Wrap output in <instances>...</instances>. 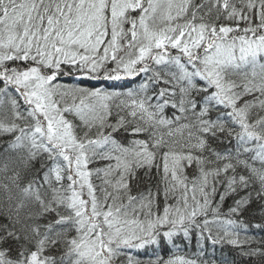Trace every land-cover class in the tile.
Masks as SVG:
<instances>
[{"label":"snow or ice","instance_id":"1","mask_svg":"<svg viewBox=\"0 0 264 264\" xmlns=\"http://www.w3.org/2000/svg\"><path fill=\"white\" fill-rule=\"evenodd\" d=\"M0 264H264V0H0Z\"/></svg>","mask_w":264,"mask_h":264},{"label":"trees","instance_id":"2","mask_svg":"<svg viewBox=\"0 0 264 264\" xmlns=\"http://www.w3.org/2000/svg\"><path fill=\"white\" fill-rule=\"evenodd\" d=\"M224 253H225V255L226 256H228L229 258H233V257H235V252H233V251H231L230 249H228V248H225L224 249Z\"/></svg>","mask_w":264,"mask_h":264}]
</instances>
